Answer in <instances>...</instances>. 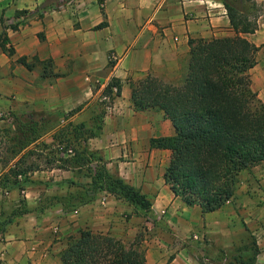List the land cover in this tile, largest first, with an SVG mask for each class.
Segmentation results:
<instances>
[{"label": "crops", "instance_id": "0c3cea01", "mask_svg": "<svg viewBox=\"0 0 264 264\" xmlns=\"http://www.w3.org/2000/svg\"><path fill=\"white\" fill-rule=\"evenodd\" d=\"M0 18V33L4 29L14 49L11 57L0 49V115L74 112L76 119L118 80L120 95L105 107L100 133L87 145L109 173L152 203L147 218L105 192L66 208L68 190H77L71 182L82 184L77 169L47 168L44 182L32 180L23 190L0 185V264H60L61 250L82 230L125 240L142 226L146 264H198L194 237L213 260L251 242L253 264H264V161L240 173L233 197L219 210L203 214L165 184L170 151L149 148L151 138L174 135L170 121L161 111L136 112L130 101L129 81L147 75L171 84L183 80L189 39L234 35L221 0H105L103 10L97 0H0ZM255 20L257 29L245 35L258 47L249 75L264 104V15ZM21 57L33 63L31 70ZM9 168L0 158V178Z\"/></svg>", "mask_w": 264, "mask_h": 264}, {"label": "trees", "instance_id": "16d2710c", "mask_svg": "<svg viewBox=\"0 0 264 264\" xmlns=\"http://www.w3.org/2000/svg\"><path fill=\"white\" fill-rule=\"evenodd\" d=\"M104 1L97 0L101 10ZM221 1L234 35L209 41L189 39L188 67L180 85L165 83L150 75L129 81L134 111H161L174 129L172 136L149 140L150 149L171 153L163 173L165 184L186 206H198L203 214L219 210L233 197L241 171L264 161V104L252 91L249 75L258 47L245 37L255 32L257 23L227 0ZM0 23L3 25V18ZM105 25L103 22L96 28ZM10 28L17 30L18 26ZM39 38L42 40L43 35L39 34ZM0 49L8 57L14 55L4 29L0 33ZM18 62L32 69L33 63H28L25 57ZM49 65L51 60H47ZM120 90V82L112 79L104 88L103 96L112 101L120 95ZM100 109L96 128L87 129L84 123L68 122L58 130V137H52L53 142L47 144V167L85 171L90 180L85 185L71 182L77 190L66 195V208L91 200L97 192H105L125 201L147 218L152 210L151 200L118 174L109 173L102 158L87 145L89 138L100 133L105 107ZM48 124L41 117L13 115L11 131L22 136L13 138L16 153L36 143L44 126L49 129ZM84 132L88 134L85 136ZM60 144H64V149L72 148L73 155L55 158L60 153L56 150ZM23 160L19 158L0 178L1 186L9 184L23 190L33 183L24 176L31 168H25ZM142 240V232L127 245L108 234L82 230L61 250L60 264H146ZM254 257L255 254L253 262Z\"/></svg>", "mask_w": 264, "mask_h": 264}, {"label": "rangeland", "instance_id": "374dc122", "mask_svg": "<svg viewBox=\"0 0 264 264\" xmlns=\"http://www.w3.org/2000/svg\"><path fill=\"white\" fill-rule=\"evenodd\" d=\"M229 4H231L233 7H235L239 12L245 14L251 21H254L255 18H257L260 15H264V0H227ZM256 21V20H255ZM182 78L176 79L175 85H180L182 83ZM100 100L97 101V103H94L93 105H89L85 113L77 117L76 119H73V116L75 115L74 112H69L65 116H67L66 120H63L61 117H55V118H47V116H34V118L41 117L44 121H49V129H47V126L43 128L42 135L40 139L30 145L26 150L16 153V149L13 145V138L19 139L22 138L21 135L17 134L18 132H12L11 131V123L13 120V115L15 114H1L0 115V158H2L5 165L10 166L15 164L16 161L19 158H23L22 165L25 168H31V170H28L24 174L27 178L30 180H33L34 182H44L42 180H45L44 178L47 176V152L49 149H47V144H51L53 142V138L58 137V130L66 125L68 122H72V124H80L84 123L86 125L87 129L96 128L98 125V119L97 115L100 114V107L109 106L111 101L108 97H101ZM96 104L100 105L96 107ZM10 117V119H9ZM9 129V131H7ZM88 133L84 132V135L86 136ZM57 141L54 142L56 144ZM46 144V145H45ZM64 144H60L59 149L56 148V150H59V155H55V158H67L65 154H61L64 152ZM16 153V154H15ZM96 156H99L96 154ZM56 164V163H55ZM242 172V171H241ZM77 179L82 181V184H86V175L85 171H77ZM62 175V173H57ZM33 177V179L31 178ZM240 175H239V181H240ZM239 183V182H238ZM42 184V183H41ZM238 186V184H237ZM237 188V187H236ZM76 191V189L68 190V194H72ZM19 202L21 205H23L24 199L20 198ZM134 211V210H133ZM130 215L125 213V219H128ZM146 227L142 226L141 229L138 230L137 233L142 232V234H145ZM136 233V234H137ZM116 238V237H114ZM125 244H129L133 238L131 239H119ZM193 240V239H192ZM202 241L199 239H196V242L194 243V255L192 254V257L198 262V264H204L202 261V257H206L209 261H213V264H253V256L255 254L254 247L252 246L251 242L244 243L241 250L234 251L231 254L230 253H221L216 256V258L210 259L208 255L202 252Z\"/></svg>", "mask_w": 264, "mask_h": 264}, {"label": "built area", "instance_id": "2783aa9c", "mask_svg": "<svg viewBox=\"0 0 264 264\" xmlns=\"http://www.w3.org/2000/svg\"><path fill=\"white\" fill-rule=\"evenodd\" d=\"M115 91H116V89L114 88V89H113V92H115ZM106 110H107V109H106ZM7 114H9V113H7ZM9 119H10V117H9ZM61 154H62V155L65 154L66 157H70V156L73 155V150H72V148L69 147V148L65 149L64 152H62ZM21 178H22V176L19 175V176H18V179H21ZM194 239H197V238L194 237ZM202 261H203L204 264H213L211 261H209V260H208L206 257H204V256L202 257Z\"/></svg>", "mask_w": 264, "mask_h": 264}]
</instances>
